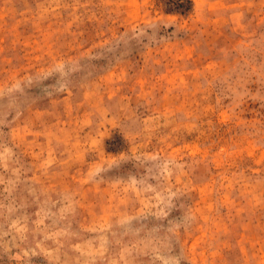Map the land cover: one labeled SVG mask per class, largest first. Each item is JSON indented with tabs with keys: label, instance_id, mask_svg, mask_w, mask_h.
I'll return each mask as SVG.
<instances>
[{
	"label": "rangeland",
	"instance_id": "rangeland-1",
	"mask_svg": "<svg viewBox=\"0 0 264 264\" xmlns=\"http://www.w3.org/2000/svg\"><path fill=\"white\" fill-rule=\"evenodd\" d=\"M185 1L0 0V264H264V0Z\"/></svg>",
	"mask_w": 264,
	"mask_h": 264
},
{
	"label": "trees",
	"instance_id": "trees-1",
	"mask_svg": "<svg viewBox=\"0 0 264 264\" xmlns=\"http://www.w3.org/2000/svg\"><path fill=\"white\" fill-rule=\"evenodd\" d=\"M185 2L190 3V1H188V0ZM178 6H183V5H182V3H179Z\"/></svg>",
	"mask_w": 264,
	"mask_h": 264
}]
</instances>
